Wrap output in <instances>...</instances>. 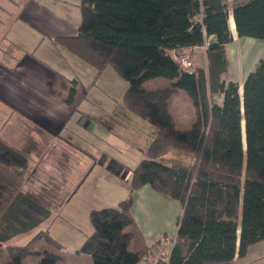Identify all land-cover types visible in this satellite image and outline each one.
<instances>
[{
  "label": "trees",
  "instance_id": "16d2710c",
  "mask_svg": "<svg viewBox=\"0 0 264 264\" xmlns=\"http://www.w3.org/2000/svg\"><path fill=\"white\" fill-rule=\"evenodd\" d=\"M79 8L85 31L53 42L98 73L112 66L127 82L124 106L156 132L131 172L128 196L116 207L91 210L93 230L77 252L90 255L92 264H138L148 249H129L139 235L131 215L133 192L149 185L182 206L168 264H222L244 255L264 240V50L242 84V101L237 84L222 77L232 41L229 12L239 37L264 39V0H79ZM0 10L5 11L1 4ZM208 37L213 40L206 69H182L173 59L171 50L203 45ZM154 78L168 84L145 88ZM179 90L195 109L189 129L179 128L169 111L170 97ZM74 92L72 84L70 103ZM215 94L223 95L221 105L213 102ZM170 151L191 159L158 160ZM30 160L24 149L0 138V259L7 258L0 264H24L34 255L38 264H60L56 253L36 249L40 241L62 248L47 229L25 244L2 246L49 220L71 197L72 189L51 176L36 183L39 164Z\"/></svg>",
  "mask_w": 264,
  "mask_h": 264
},
{
  "label": "rangeland",
  "instance_id": "374dc122",
  "mask_svg": "<svg viewBox=\"0 0 264 264\" xmlns=\"http://www.w3.org/2000/svg\"><path fill=\"white\" fill-rule=\"evenodd\" d=\"M0 4L5 9V11L0 10V19L4 25L0 26V36L3 34L5 37L3 41L0 39V51H10L9 54L12 51L10 57L0 55V59L3 62L18 60L21 54L26 53L23 52L24 50H29L35 58L44 60L51 67L62 71L63 76L69 81L68 86L76 80L71 110L75 114L72 121L78 122V125L68 123L57 141L53 142L44 134H38L36 142L30 145L28 138L33 133L22 120L37 118L35 114L38 115L39 109L29 102L31 100L37 102L39 106L45 104V101L34 96L38 91L47 89L44 87L41 89L42 86L27 81L22 84L21 81L18 83L15 80L18 84V86L14 84L15 93L4 96V103H9L11 106L6 107L1 104L0 108L4 106L5 114L0 116V124L4 123L5 119L7 123L0 133V138L6 137L19 145L22 144L21 148L32 158L31 165L32 162L39 164L38 174L41 176L37 178L36 183L43 182L46 176H51L60 180L66 190L72 189L74 193L71 192L67 203L60 206L49 220L32 231L13 237L2 246L25 244L40 229H47L63 248L40 241L36 245L37 251L48 250L56 253L61 258L60 264H65L68 256H72L67 251L73 249L78 238L86 237L93 230L89 217L91 210L116 207L118 204L113 206L102 204L109 198L111 188V183L107 181L108 173H112L117 178V184L126 182L121 174L118 175L114 169L108 168L110 159L118 160L125 171L133 170L141 161L140 156L146 151L151 138L155 136L156 129L124 106L123 94L127 82L112 66L107 65L98 73L92 65L65 48L51 47L52 43L48 36H54L55 32L61 33V36H73L85 31L80 25L79 0H0ZM9 42L15 43L16 46L12 48ZM40 43L42 44L39 45ZM204 43L203 50L210 43L209 37ZM230 48L234 51L233 47ZM56 50L61 52L60 56ZM184 51L192 59L193 67L196 66L192 53ZM231 55L228 56L229 59ZM199 61L201 59L197 60ZM229 70H232V64ZM4 75L7 76V73L5 72ZM42 75L45 76L44 73ZM167 84L164 78H154L146 80L144 87L154 89ZM177 92L180 101L178 106L182 115L178 113L179 120H176V123L181 129H189L192 123L189 125L182 123L185 122L183 119L185 117L192 119V103L183 91ZM32 96L33 99L30 100ZM20 118L19 124L16 123L15 120ZM87 119L95 122L97 126L91 123L89 128H84L82 125ZM82 150L91 152L92 157L84 156ZM103 156H108L106 164L101 163ZM80 181L82 183L77 187ZM39 258V255L30 256L24 264H38ZM6 261L7 258L3 255L0 262ZM74 264H92V260L90 255L82 253L80 259L74 260Z\"/></svg>",
  "mask_w": 264,
  "mask_h": 264
},
{
  "label": "crops",
  "instance_id": "0c3cea01",
  "mask_svg": "<svg viewBox=\"0 0 264 264\" xmlns=\"http://www.w3.org/2000/svg\"><path fill=\"white\" fill-rule=\"evenodd\" d=\"M228 1L230 3L232 2V0ZM228 28L232 36V41L226 45V48L228 51V56L231 54L232 55L230 59L228 57V71L223 79L226 82L231 81L237 84L240 101H242V84L249 72L253 70L258 60L263 57L264 39L239 37L235 29L231 11L229 12L228 16ZM53 34L55 35L48 36V39L52 43L51 47L57 48L58 45L53 42V38L61 36V33L55 32ZM209 39L210 42L213 40L212 37H209ZM41 42L43 43L44 40ZM42 43H40L39 45H41ZM9 45L12 46V48L16 46L13 42H9ZM230 47H233L234 51L231 50ZM203 49V45H200L193 46L185 50L192 53L194 61H196L195 65H198L200 68L204 69V67L206 66V49ZM8 52L10 51H0V55L7 56L8 58V56L10 57L12 55V51L10 54ZM23 52L26 53L21 54L18 60L3 62L0 59V107L1 104L6 107L11 106L9 103H4V96H11L15 93V80H17L18 83L21 81L22 84H25V82L27 81V83L42 86L41 89H43V87L46 88L47 90H40L36 93V95L35 92L33 93V95H35L34 98L45 101V104H41V106H39L37 102H33L31 100L33 99V96L30 98L31 101L29 102V104L34 105L39 109L38 115L35 114L37 118L22 121L29 127V131L33 133L32 135H30L31 137L28 138L30 141V145H33L34 142H36L38 134H44L53 142L57 141L62 136L61 134L63 133V130L66 128L68 123L78 125V122H76V120L72 121V117L75 116V114L72 113L71 110L73 103H70L68 101L69 91L72 84L68 86V79L66 78V76H63L64 73H61L62 71L58 70L56 67H51V65L46 61L35 58L34 55H31V52L29 50H24ZM57 53L60 56L61 52L59 50L57 51ZM198 59H201V61L197 62ZM231 64L232 70L230 71L229 69ZM5 72L7 73V76L4 75ZM42 73H44L45 76H43ZM53 73L55 74V76H53ZM22 76H24L23 80L21 79ZM73 81H75L73 82V86L75 88L76 80ZM178 95V92L173 94L170 97L169 104V111L175 121L179 120L177 115H182V113L180 112L181 109L178 106V104H180ZM212 99L214 103L221 105L223 101V95L215 94L212 96ZM4 106L3 108H0V116L5 114ZM74 111L76 110L74 109ZM187 118L189 119L187 120ZM187 118H183L185 122L182 124L189 125L191 123H194L196 116L193 105L192 119L190 117ZM15 121L19 124L21 118L20 120ZM6 123L7 119H5L4 123L0 124L2 125L0 126V133H2ZM91 123L93 122L87 119L82 126L84 128H89ZM93 124L97 126L95 122ZM244 127L245 122L244 119H242L241 128L243 145L245 142ZM69 137L70 136H68V139ZM2 138L11 145L17 147H21L22 145H19L15 141H11V139L9 138ZM152 139L153 137L151 138V140ZM151 140L149 141V143L151 142ZM82 151L84 156H87L89 158L92 157L91 152L86 150ZM145 152L140 156V158L144 159L146 157ZM177 159H179L180 161H176ZM190 159L191 158L187 154L185 155L176 151H170L158 158L159 161L165 164H167L168 162L189 163ZM107 161L108 156H103V160L101 163L106 164ZM108 168L110 170L114 169V172H116V174L118 175L121 174L126 182H120L121 185H119L116 181L117 178H115L112 173L107 174V181L109 184L111 183V188L109 189V198L107 199V201L102 203L103 206H113L117 204L119 201L128 196L130 189L129 178L131 177L132 170L125 171L124 166L119 165V161L112 158L109 161ZM81 183L82 181H80L77 187H79ZM181 213L182 206L177 200L153 190L149 185H143L140 188L136 189L133 192L131 215L137 227L139 235L136 237V239L132 240L129 248L130 251L135 252L142 247H146L148 249L150 245L155 241H160L161 245L164 248H170L177 233V221ZM84 240L85 237L78 238V242L74 244L73 249L67 251L68 253L70 252V255L72 256H68L67 260H65V264H74V260L77 261L78 258H81L82 253H78L77 251L81 247ZM222 264H264V240L249 246L244 255L239 256L236 254L232 261Z\"/></svg>",
  "mask_w": 264,
  "mask_h": 264
},
{
  "label": "built area",
  "instance_id": "2783aa9c",
  "mask_svg": "<svg viewBox=\"0 0 264 264\" xmlns=\"http://www.w3.org/2000/svg\"><path fill=\"white\" fill-rule=\"evenodd\" d=\"M170 53L182 69L193 67L192 59L186 51L171 50ZM172 246L170 248H164L160 241L153 242L148 248L147 255L143 257L138 264H168Z\"/></svg>",
  "mask_w": 264,
  "mask_h": 264
},
{
  "label": "bare ground",
  "instance_id": "6f19581e",
  "mask_svg": "<svg viewBox=\"0 0 264 264\" xmlns=\"http://www.w3.org/2000/svg\"><path fill=\"white\" fill-rule=\"evenodd\" d=\"M244 124V123H243ZM242 129V128H241ZM244 141V140H243ZM245 143V142H244Z\"/></svg>",
  "mask_w": 264,
  "mask_h": 264
},
{
  "label": "water",
  "instance_id": "95a60500",
  "mask_svg": "<svg viewBox=\"0 0 264 264\" xmlns=\"http://www.w3.org/2000/svg\"><path fill=\"white\" fill-rule=\"evenodd\" d=\"M245 147V146H244Z\"/></svg>",
  "mask_w": 264,
  "mask_h": 264
}]
</instances>
